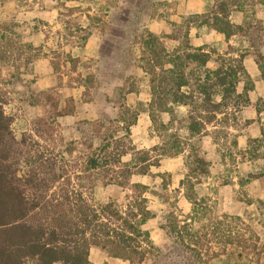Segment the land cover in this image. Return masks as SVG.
Returning a JSON list of instances; mask_svg holds the SVG:
<instances>
[{"label":"rangeland","instance_id":"1","mask_svg":"<svg viewBox=\"0 0 264 264\" xmlns=\"http://www.w3.org/2000/svg\"><path fill=\"white\" fill-rule=\"evenodd\" d=\"M218 1L0 0V40H9L14 47L10 59L0 63V89L6 98L3 109L18 138L24 134L44 141L36 131L44 127H37L41 117L54 138L46 144L71 161L82 142L96 147L103 132L120 134L117 119L120 110L128 108L138 113L130 127L133 149L157 146L151 153L157 166L129 178V183L147 186L143 195L154 214L144 228L158 251L145 264H189L193 259L164 225L172 211L192 213L190 200H196L193 216L204 235L202 251L221 248V238L210 235L211 221H225L224 215L239 216L258 236L257 252L228 249L209 258L206 251L202 255L206 264H264V76L256 63L258 54L264 61V5L258 0H229V17L241 27L229 38L206 26L189 29V43L206 44L215 49L213 56L244 53L243 64L253 81L248 103L237 97L200 134L188 135L185 105L174 106L173 119L158 112L163 125L154 127L149 77L139 64L141 38L147 31L162 36L172 49L178 41L166 34L174 32L184 17L208 12ZM236 91H243L242 81ZM68 101L73 110L60 115ZM170 134L175 136L168 139ZM174 138L182 151L165 154L164 141ZM68 145L76 146L72 154L66 151ZM130 157L128 153L122 161ZM200 159L205 160L203 165H198ZM88 185L85 194L95 205L126 202L132 193L130 185L105 184L97 174ZM236 226L243 225L237 221ZM88 259L91 264H130L94 246Z\"/></svg>","mask_w":264,"mask_h":264},{"label":"trees","instance_id":"2","mask_svg":"<svg viewBox=\"0 0 264 264\" xmlns=\"http://www.w3.org/2000/svg\"><path fill=\"white\" fill-rule=\"evenodd\" d=\"M258 3L264 5V0ZM230 4L229 0H219L208 12L184 17L174 32L166 34L178 41L172 49L164 45L162 36L150 31L142 36L139 64L149 77V116L154 127L163 125L158 112H166L173 119L174 106L185 105L188 110L184 126L188 135L194 136L206 131V124L214 121L218 113H225L237 97L248 103L247 92L253 89V81L243 64L245 54L213 56L215 49L206 44L192 46L188 38L192 26H206L225 38L236 34L241 27L229 17ZM12 48L9 40H0V63L10 59ZM256 63L264 76V61L259 54ZM241 81L243 91L238 93L236 87ZM4 95L0 89V264H91L88 255L93 246L130 264H145L158 251L144 228L154 214L143 195L147 186L129 183V178L147 174L150 166L158 163H154L156 158L151 154L156 145L135 151L130 144V127L136 123L138 113L128 108L120 110L117 120L122 132H103L96 147L82 142L79 154L71 162L62 151L46 144L47 139L54 138L50 124L42 123L41 117L37 127H44L36 131L44 141L24 134L18 138L3 109ZM71 102L58 113H70L74 106ZM174 136L170 134L168 139ZM161 148L165 154L182 151L177 138L174 142L164 141ZM74 149L76 146L68 145L66 151L72 154ZM128 153L130 159L122 161ZM198 163L203 165L205 160ZM96 174L105 184L130 185V198L122 203H91L85 191ZM190 201L192 213L172 211L164 225L176 242L191 251L193 259L189 264H206L202 255L207 250L202 251L201 247L204 235L199 233L193 216L196 200ZM224 218L225 221H211L210 235L221 238V248L207 251L208 257L225 254L228 249L257 252L258 236L254 231L239 216ZM237 221L243 226L237 227Z\"/></svg>","mask_w":264,"mask_h":264}]
</instances>
